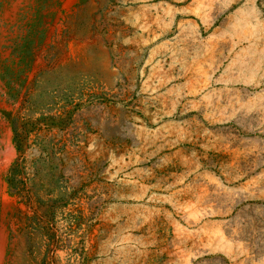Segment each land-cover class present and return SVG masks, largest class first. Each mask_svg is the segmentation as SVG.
Listing matches in <instances>:
<instances>
[{"label": "rangeland", "instance_id": "obj_1", "mask_svg": "<svg viewBox=\"0 0 264 264\" xmlns=\"http://www.w3.org/2000/svg\"><path fill=\"white\" fill-rule=\"evenodd\" d=\"M0 264H264V0H0Z\"/></svg>", "mask_w": 264, "mask_h": 264}]
</instances>
